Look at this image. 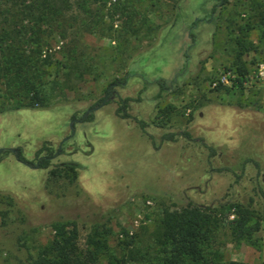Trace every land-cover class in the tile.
I'll return each mask as SVG.
<instances>
[{
    "label": "rangeland",
    "instance_id": "1",
    "mask_svg": "<svg viewBox=\"0 0 264 264\" xmlns=\"http://www.w3.org/2000/svg\"><path fill=\"white\" fill-rule=\"evenodd\" d=\"M115 1L97 19L65 14L48 107L0 113V264H37L55 241L92 264H156L166 215L195 207L210 215L208 256L264 264V0H119L111 17ZM45 143L47 169L17 161Z\"/></svg>",
    "mask_w": 264,
    "mask_h": 264
},
{
    "label": "trees",
    "instance_id": "2",
    "mask_svg": "<svg viewBox=\"0 0 264 264\" xmlns=\"http://www.w3.org/2000/svg\"><path fill=\"white\" fill-rule=\"evenodd\" d=\"M111 1L0 0V113L48 107L54 88L47 87L49 82L46 79L53 75L52 55L47 50L56 41L55 34H61L65 39L67 27L65 14L76 8L74 11L83 14L85 19L91 16L97 19L100 15V7H105ZM228 1L218 0L221 5L227 4ZM91 3L99 5L93 14L89 7ZM110 9L111 17L118 12L124 14L128 10L119 0L112 3ZM85 19L81 22V26L80 23L78 24L79 29H82ZM112 27H108V32H115ZM97 31L100 32L99 28ZM236 47L232 67L236 75L234 81L241 87V79L247 75V68L243 62L245 48L240 39L236 41ZM68 48V44L63 45V49L67 51L65 52L70 55L72 49ZM156 84L159 93L167 89L163 80H157ZM119 85L118 81L112 82L106 87L105 93L110 94L114 87ZM128 101V99L123 100L116 112L123 119L131 118L127 113ZM132 119L141 130L146 128L147 124L144 121ZM81 120L90 122L93 116L82 117ZM179 135L185 138L190 137L188 132H182ZM176 136L177 134L169 133L163 135L162 139L175 142ZM52 154L51 147L46 143L31 161L23 156L22 148L14 150L17 161L37 169H47L50 166ZM63 166L71 172L78 167L74 163H64ZM243 228L244 222L239 226V229ZM210 231V215L197 207L185 209L179 214H167L163 252L156 264H244L225 263L208 256L204 247L205 243H208ZM65 244L60 241L53 242L44 249L37 264H92L95 261L92 253L80 254L76 250H69Z\"/></svg>",
    "mask_w": 264,
    "mask_h": 264
},
{
    "label": "water",
    "instance_id": "3",
    "mask_svg": "<svg viewBox=\"0 0 264 264\" xmlns=\"http://www.w3.org/2000/svg\"><path fill=\"white\" fill-rule=\"evenodd\" d=\"M2 150H0V152H1Z\"/></svg>",
    "mask_w": 264,
    "mask_h": 264
}]
</instances>
